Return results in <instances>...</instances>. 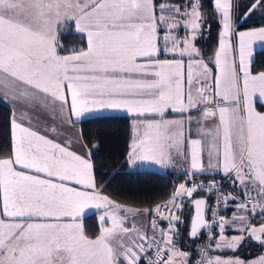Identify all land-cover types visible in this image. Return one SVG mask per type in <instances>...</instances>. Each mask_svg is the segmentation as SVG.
I'll list each match as a JSON object with an SVG mask.
<instances>
[{"label":"snow or ice","instance_id":"snow-or-ice-1","mask_svg":"<svg viewBox=\"0 0 264 264\" xmlns=\"http://www.w3.org/2000/svg\"><path fill=\"white\" fill-rule=\"evenodd\" d=\"M257 7L264 0H252L243 15ZM233 8V0H214L222 25L214 72L213 58L206 62L196 46L207 19L202 0H0V99L51 109L62 122L67 111L68 124L124 110L132 120L129 165L167 167L178 159L188 165V179L167 201L126 207L98 188L82 137L80 151L70 150L71 141L49 139L13 110L10 149L0 153V264H264V256L209 255L213 243L236 251L246 238L264 247V71H251L264 27L236 33ZM70 22L85 43L61 54L58 33ZM193 122L200 138H191ZM210 171L239 191L225 194L215 179H192ZM199 191L214 194L217 206L235 202L236 211L218 215L205 197L193 198ZM186 198L195 208L187 235L195 239L207 230L209 241L195 261L174 240ZM85 209L103 210L95 236L79 222ZM127 214L147 215L148 227L127 226ZM227 228L240 234L228 237Z\"/></svg>","mask_w":264,"mask_h":264},{"label":"trees","instance_id":"trees-1","mask_svg":"<svg viewBox=\"0 0 264 264\" xmlns=\"http://www.w3.org/2000/svg\"><path fill=\"white\" fill-rule=\"evenodd\" d=\"M158 2H162V0H158ZM172 2H177V0H172ZM202 3L203 12L206 14L207 19L202 28V35L196 40V46L201 50L205 61L208 62L209 58H213L218 41L219 23L217 13L214 14L213 12V0H202ZM240 3L239 6L235 4V10L238 13L247 9L252 0H241ZM261 24H264V8L257 7L251 14L236 22L235 27H249ZM58 38L64 45L65 51L62 53L69 52L72 48L82 47L85 43L81 35L73 30L70 23L61 26ZM253 60L251 71H264V48L253 50ZM209 66L212 67V63ZM130 125V116L118 113L90 115L79 121L80 135L88 145L90 160L95 166L94 174L97 186L104 195L116 203L136 208L150 207L167 201L175 185L179 181L188 178L185 177V172L176 171L173 168H168L164 171L148 168L127 169L124 163L130 140ZM93 144H97L98 147H93ZM9 149L10 111L8 106L0 101V153L6 154ZM222 177H224L222 173L207 172L198 173L192 179L205 182L211 178ZM236 191H239V189H234L227 178L226 182L220 187V192L225 194ZM198 195L205 196L207 203L209 202V194L207 192L199 191L194 193V196ZM229 202L235 203L233 201ZM227 209L222 208L220 210L222 216H225ZM182 211L181 221L183 219V222L176 225V229L180 234L179 237H175L177 239L176 244L181 247L182 251L188 252L189 258L194 261L195 249L203 240L204 234L195 239L189 238L187 235L191 213V204L187 198ZM207 212L208 208L206 207L205 213ZM180 214V212H177V215ZM259 219L257 216L254 218L255 222H253L256 223ZM163 222L168 223V221ZM82 225L88 235L95 236L98 234L99 225L96 221L95 212L84 215ZM215 232L218 234L219 229L217 228ZM243 244H246V242H241L236 251L244 256L249 255L243 253L242 251L244 250L251 249L250 254L257 250L252 249L250 243L246 246Z\"/></svg>","mask_w":264,"mask_h":264},{"label":"crops","instance_id":"crops-1","mask_svg":"<svg viewBox=\"0 0 264 264\" xmlns=\"http://www.w3.org/2000/svg\"><path fill=\"white\" fill-rule=\"evenodd\" d=\"M213 3H214V0H213ZM247 9L238 13L237 10H235V0H234V8H233L234 31H235L236 22H238L239 20H241L244 17L243 13H245L247 11ZM217 17H218V23H219V27H218V39H219L220 38V31L222 29V25L220 24V15L218 13H217ZM70 24H71L73 30H75V25L71 22H70ZM179 34L181 36H183L184 30L181 29ZM218 48H219V40L217 41V44H216V47L214 50V54ZM257 48H264V47H253V50L257 49ZM61 54H68V52L61 53ZM214 54H213V62H212L213 66H212V68H213V71L215 72ZM230 55L235 56V58H236L235 52L230 53ZM0 78H2V77H0ZM12 88H13V84L11 82H9V91H11ZM2 91H3L2 86H0V93H2ZM69 99H70V97H69ZM0 101L8 106L9 111H10V120L12 118L13 110H15L16 114H17L18 121L24 123L25 126L31 127L33 130L38 131L42 135H46L49 139H53L56 142L61 143L62 145H64L67 141H71L72 143L70 145V150L80 151L79 144L77 141L81 138L80 128H79V121L81 119L74 124H68L66 122V117L68 115L67 111H65V113H64L65 121L62 122V119L59 116V114H57L56 117L54 118L53 114L51 112V109L45 110L40 105H37L35 107L21 106L18 102H13L10 98L9 99H0ZM25 112L27 113V116H22L21 114L25 113ZM107 113H118V114H125V115L130 116V114L126 113L124 110H111V109L101 110L99 112H94L91 115L107 114ZM193 115L194 116L198 115V113L193 112ZM87 116H90V115H87ZM87 116H85V117H87ZM168 118L169 119L179 118V116H178V114H171ZM29 119H31V124L28 123ZM73 119L75 120V117H73ZM131 124H132V120H131ZM206 126L211 127L212 122L211 121L206 122ZM52 127H55L57 129V131L55 133L47 130V129H51ZM131 135H132V127L130 125V139H131ZM188 135H189V131H188V126L186 125L185 126V136L187 137ZM190 135H191V138H194V139L200 138V135L197 133V130H196L195 122H193V124H192ZM129 143H130V140H129ZM205 163H207V157L206 156H205ZM124 165L127 169L148 168V169L164 171L168 168H173L176 171H183V172L188 170V165L185 163V161L183 159H178L174 165L167 166V167L155 165L154 163H151V162H137L136 164L129 165L126 162V160H125ZM189 183H191V181H189ZM233 205H234V203L229 202V207H227L228 209H227L224 217L231 218L233 212L236 211V209L234 208ZM84 211L87 214H89L91 212H95V217L97 220V216L100 215V213L103 210L97 211L95 209H91V210L85 209ZM83 216L81 217V219L79 221L81 224H82ZM260 222L261 221L259 219L258 221H256L255 224L258 225ZM166 224H168V223L161 222L162 227H165ZM233 230L234 229H232V228H227L225 231V235L228 237H231L234 235H239L238 232L237 233L233 232ZM217 238H218V234H217ZM258 247H260V249H257L252 254H250L251 249H247V250L242 251L245 254H249L248 256H244L242 253H238L237 251H232L230 249H216L214 246V243H213V247H212V249H210L209 255H211V256L219 255L223 258L239 257L240 259L245 260V261H256L260 257L264 256V247H261L260 245Z\"/></svg>","mask_w":264,"mask_h":264},{"label":"rangeland","instance_id":"rangeland-1","mask_svg":"<svg viewBox=\"0 0 264 264\" xmlns=\"http://www.w3.org/2000/svg\"><path fill=\"white\" fill-rule=\"evenodd\" d=\"M241 0H235V4L236 6H239L241 3ZM233 3H234V0H233ZM260 27H264V24H261V25H252V26H249V27H235V32L236 33H239V32H244V31H249V30H252V29H256V28H260ZM220 39V38H219ZM218 39V40H219ZM233 40H235V37H233ZM218 47V46H217ZM254 47H264V42H256ZM218 50V49H217ZM216 50V51H217ZM235 55H236V59L238 61V53L235 52ZM260 71H256V72H253V74L255 73H258ZM185 182V180H182V181H179L175 187L179 184V183H183ZM192 182V181H191ZM189 183V182H188ZM189 186H191V183H189ZM174 187V188H175ZM174 190V189H173ZM171 195V194H170ZM120 204V203H119ZM121 205H124V204H121ZM126 207H130V208H133V209H143V208H151V207H154V206H150V207H140V208H136V207H132V206H129V205H124ZM224 208V207H223ZM103 214V211L100 213V215ZM121 214H124L123 212ZM100 215L97 216V224L99 225V230H100V221H99V217ZM128 215V219L126 221V224L127 226L131 227L132 224H136L137 227H140L141 229H144V228H147L148 225H149V220L151 219L150 217H148L147 215H144V216H133L131 214H127ZM182 218V216H181ZM190 218V216H189ZM182 222H183V219H182ZM181 222V224H182ZM255 222V221H254ZM189 223V221H188ZM107 226H110V221H109V224ZM167 227V224L166 226ZM233 232H236L235 230H233ZM237 233V232H236ZM240 234V233H239ZM149 235H151V230L149 228ZM242 242H246V244H243V245H247V244H251L250 247H252V249H260L259 244L256 243V241L252 240L251 238H246L244 241ZM248 242V243H247ZM194 256H196L195 252H194Z\"/></svg>","mask_w":264,"mask_h":264},{"label":"built area","instance_id":"built-area-1","mask_svg":"<svg viewBox=\"0 0 264 264\" xmlns=\"http://www.w3.org/2000/svg\"><path fill=\"white\" fill-rule=\"evenodd\" d=\"M210 180H212V178H211ZM210 180H208V181H210ZM215 180L219 183V186H220V187L222 186V184H223L224 182H226V178H225V177H222V178H215ZM208 181H205L204 183L207 184ZM207 193H208V192H207ZM208 194H209V202H208L207 204H208V205H211L212 207L217 208L218 215H221L220 210L223 208V205L221 204V205L217 206L215 195L212 194V193H208ZM206 207H207V206H206ZM206 218L211 219V212H210V211H208V212L206 213ZM216 229H217V228H216ZM216 229H215V230H216ZM215 230H214V231H215ZM202 231H203L204 237H203V240L201 241V243H200V244L196 247V249H195V254H196V256H195V260L200 259V248L203 247L205 244L209 243L208 238H207V230H202ZM174 240L177 241V239H176L175 237H174ZM177 247H178L180 250H182L181 247H179L178 245H177ZM195 260H194V261H195Z\"/></svg>","mask_w":264,"mask_h":264},{"label":"water","instance_id":"water-1","mask_svg":"<svg viewBox=\"0 0 264 264\" xmlns=\"http://www.w3.org/2000/svg\"><path fill=\"white\" fill-rule=\"evenodd\" d=\"M199 197H205L203 195H198V196H194L193 198H199ZM191 204V203H190ZM206 209V208H205ZM194 212H195V208H194V205L191 204V213H190V218H189V223H188V228H187V233L189 231V227H190V219H191V216L194 215Z\"/></svg>","mask_w":264,"mask_h":264}]
</instances>
